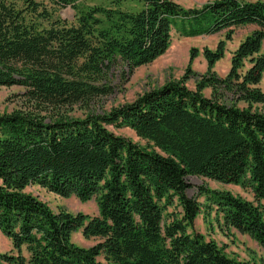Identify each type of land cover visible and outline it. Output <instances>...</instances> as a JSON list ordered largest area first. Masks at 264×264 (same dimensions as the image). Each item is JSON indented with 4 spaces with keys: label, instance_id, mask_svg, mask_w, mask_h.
Masks as SVG:
<instances>
[{
    "label": "trees",
    "instance_id": "1",
    "mask_svg": "<svg viewBox=\"0 0 264 264\" xmlns=\"http://www.w3.org/2000/svg\"><path fill=\"white\" fill-rule=\"evenodd\" d=\"M138 1L139 9L128 10L120 2L81 7L78 0H0V86H24L37 108L107 93L101 83L116 64L132 73L154 61L174 29L183 36L228 31L215 49L204 50L208 69L197 74L194 90L186 85L193 75L188 67L182 78L103 114L47 120L32 112L0 113V232L14 246L0 251V264H248L188 231L202 208L187 194L190 175L251 186L260 204L229 190L201 186L200 193L227 226L264 248V112L238 106L264 102V0L195 7ZM68 6L76 12L73 21L55 16ZM249 24L258 28L220 76L213 67L231 31ZM111 125L130 127L152 144L118 135ZM33 184L83 202L96 198L98 213L55 210L27 191ZM175 198L181 216L166 221ZM80 229L97 242L76 243L73 233Z\"/></svg>",
    "mask_w": 264,
    "mask_h": 264
},
{
    "label": "rangeland",
    "instance_id": "2",
    "mask_svg": "<svg viewBox=\"0 0 264 264\" xmlns=\"http://www.w3.org/2000/svg\"><path fill=\"white\" fill-rule=\"evenodd\" d=\"M207 1L209 0H179L185 7L201 6ZM117 2H120L119 5L123 9L128 10H137L142 6L138 0H78V4L81 7L96 5L110 7L116 5ZM75 13V10L71 6H68L56 11L55 16L73 21ZM257 28V25L249 24L233 29L231 31V39L226 42L225 54L216 62L213 70L220 76H226L231 68L235 50L241 41ZM227 32L222 31L208 35L183 36L174 29L172 30L171 43L164 54L148 64L135 68L132 73H129L127 67L123 64H116L110 70L108 78L101 83L107 87V93L74 104L60 106L48 105L37 108L35 102L28 100L24 86H0V113H11L14 111L32 112L33 114L45 116L47 120L62 117H85L89 113L103 114L124 103L133 101L144 92L159 87L169 80L182 78L188 67L192 70L193 75L186 81V85L194 90L196 89L197 74H203L208 69L204 50L206 48L215 49L220 40L226 39ZM194 48L197 50V55L192 60L191 51ZM261 52L264 53V41ZM259 86L264 91V74ZM204 93L207 96H211L212 88H206ZM238 106H251L253 110L256 109L264 112V102L250 105L249 103L240 101L238 102ZM109 128L116 134L125 136L142 146L150 147L152 144L147 139L139 136L130 127H116L111 125ZM187 180L190 183L187 194L190 197H195L202 203L201 212L195 219L194 224L187 227L188 231H197L204 234L206 238L215 240L228 255L244 260L248 264H264V248L250 235L227 226L222 212L215 205L208 207L206 197L200 193L201 186L229 190L235 195L253 201L255 204H260L256 199L253 188L251 186L219 182L202 175H190L187 177ZM26 189L47 201L55 210L64 208L73 213L83 212L89 215L98 213L96 198L83 202L75 195L62 197L37 184L30 185ZM181 212L182 207L178 199L175 198L174 203L169 205L164 212L165 220H170L174 214L181 216ZM73 240L84 246H90L97 242L96 238H86L82 229L73 233ZM13 250L14 246L11 239L0 232V251L11 252ZM23 252L29 257V253L25 248ZM26 264L30 263L28 262Z\"/></svg>",
    "mask_w": 264,
    "mask_h": 264
}]
</instances>
